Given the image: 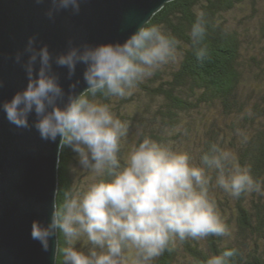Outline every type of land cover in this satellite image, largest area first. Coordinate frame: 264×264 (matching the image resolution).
I'll list each match as a JSON object with an SVG mask.
<instances>
[{
  "label": "clouds",
  "instance_id": "obj_1",
  "mask_svg": "<svg viewBox=\"0 0 264 264\" xmlns=\"http://www.w3.org/2000/svg\"><path fill=\"white\" fill-rule=\"evenodd\" d=\"M37 4L43 0H35ZM82 0H49L45 16L70 10L79 14ZM205 13L191 25L190 38L198 61L207 49ZM180 42L162 25H139L123 41L97 44L68 41L64 51L53 53L31 35L14 60L26 77L25 86L0 103L4 118L18 129L34 128L43 141L57 144V166L64 149L73 154L80 170L98 179L86 190H65L53 205L48 222L33 219L30 238L44 252L62 233V264H153L174 238L225 236L228 228L209 196L215 183L233 197L264 194V181L240 166L236 157L213 144L192 163L187 152L176 151L145 136L133 146L125 162L119 153L128 125L97 96L125 98L156 71L177 60ZM82 66L76 79L77 68ZM56 69L65 70L67 90ZM83 81L85 87L78 90ZM30 117L31 123H30ZM82 238L86 248L76 246ZM235 249L212 255L206 264H230Z\"/></svg>",
  "mask_w": 264,
  "mask_h": 264
},
{
  "label": "trees",
  "instance_id": "obj_2",
  "mask_svg": "<svg viewBox=\"0 0 264 264\" xmlns=\"http://www.w3.org/2000/svg\"><path fill=\"white\" fill-rule=\"evenodd\" d=\"M258 1L173 0L146 24L162 25L180 43L177 60L141 82L131 95L96 98L128 125L119 153L122 163L145 136L187 152L197 165L215 144L233 153L240 166H250L254 179L264 181V17L255 20L247 13L257 12ZM200 11L206 20L203 61L196 59L190 38ZM73 156L67 148L60 155L57 205L65 190L81 192L98 179L78 165L72 170ZM207 174L212 177L209 196L228 234L183 242L174 238L153 264H206L212 255L229 249L236 250L230 264H264V194L233 197L216 185L215 170ZM58 239L57 264H62V233ZM76 246L87 247L86 239Z\"/></svg>",
  "mask_w": 264,
  "mask_h": 264
},
{
  "label": "water",
  "instance_id": "obj_3",
  "mask_svg": "<svg viewBox=\"0 0 264 264\" xmlns=\"http://www.w3.org/2000/svg\"><path fill=\"white\" fill-rule=\"evenodd\" d=\"M173 0H82L79 14L62 10L54 21L45 16L49 0H0V103L26 84L14 60L31 35L53 53L74 44L123 39L146 24ZM67 90L64 69H56ZM82 66H78L76 79ZM85 85L81 80L78 90ZM30 117V123H31ZM43 141L34 128L18 129L0 111V264H57L59 239L48 252L30 238L33 219L47 223L57 205L59 167L57 144ZM60 159V156H59Z\"/></svg>",
  "mask_w": 264,
  "mask_h": 264
},
{
  "label": "rangeland",
  "instance_id": "obj_4",
  "mask_svg": "<svg viewBox=\"0 0 264 264\" xmlns=\"http://www.w3.org/2000/svg\"><path fill=\"white\" fill-rule=\"evenodd\" d=\"M256 10H257V12L254 10H251L250 12H247V13L249 15H251L252 17H254L255 20L256 19L260 20V18L264 17V0H259L258 2H256ZM82 248H86V246L82 247Z\"/></svg>",
  "mask_w": 264,
  "mask_h": 264
}]
</instances>
